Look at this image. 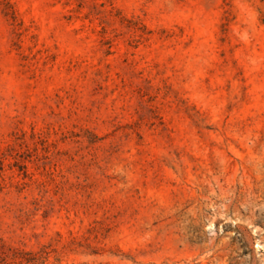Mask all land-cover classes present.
<instances>
[{
    "label": "rangeland",
    "instance_id": "1",
    "mask_svg": "<svg viewBox=\"0 0 264 264\" xmlns=\"http://www.w3.org/2000/svg\"><path fill=\"white\" fill-rule=\"evenodd\" d=\"M0 264H264V0H0Z\"/></svg>",
    "mask_w": 264,
    "mask_h": 264
}]
</instances>
